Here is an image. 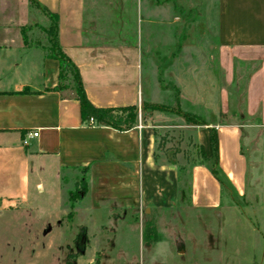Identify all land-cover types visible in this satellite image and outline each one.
Wrapping results in <instances>:
<instances>
[{
  "label": "crops",
  "instance_id": "obj_1",
  "mask_svg": "<svg viewBox=\"0 0 264 264\" xmlns=\"http://www.w3.org/2000/svg\"><path fill=\"white\" fill-rule=\"evenodd\" d=\"M34 1L31 7L27 0H15L14 25L30 31L25 41L0 33L6 43L0 53V211L41 194L56 195L66 182L63 173L75 177L83 172L86 207L94 224L102 226L101 221L112 216L145 218L155 211L177 212L182 207L178 167L164 157L155 162L154 131L189 132L210 158L209 129L214 128L216 166L223 183L211 173L213 160L197 162L191 170L188 208L205 211L207 219H220L223 236L238 234L237 227L253 228L249 221L253 219L264 243V0ZM43 9L57 19L58 47L77 68L88 101L96 108L137 106L132 128L119 131L82 121L73 90L60 84L58 60L43 43L49 23ZM102 11L106 14L101 17ZM196 13L205 30L201 37L191 31L204 49L196 50L195 56L217 59L223 83L219 89L213 85L202 89L193 79L189 97L180 94L177 101L191 107L212 105L217 89L221 111H228L231 61L238 60L237 68L248 78L245 104L250 115L219 118L202 126L174 117L180 122L162 125L165 116H145L141 111L145 45L159 41L161 50L169 51L177 38L157 29L183 26L182 14L191 15L193 29ZM33 45L40 63L24 68L25 60L15 54ZM175 46L178 52L180 45ZM35 131L37 138L23 145L26 134ZM252 151L258 153L257 163L246 155ZM256 168L259 173L252 176ZM252 188L257 189L256 205L237 207L236 201H245ZM138 244L141 248L140 238ZM223 246L222 259L230 264L231 248ZM262 248L252 264H264Z\"/></svg>",
  "mask_w": 264,
  "mask_h": 264
},
{
  "label": "rangeland",
  "instance_id": "obj_2",
  "mask_svg": "<svg viewBox=\"0 0 264 264\" xmlns=\"http://www.w3.org/2000/svg\"><path fill=\"white\" fill-rule=\"evenodd\" d=\"M15 13V0H0L1 36L6 35L12 39L16 37L18 41L21 36L25 41V34L30 31L19 30L14 25ZM99 13L101 17L106 14L105 11ZM183 15V26L165 31L157 29L161 35L167 32L177 38L175 45H180L178 52L174 43L167 52L166 49L161 50L163 44L159 41L145 45L141 76L145 103L164 106L172 112L191 113L199 116L204 125L228 116L236 117L235 120L240 115L249 116V108L245 104L248 78L246 73L241 74L237 68L238 60L231 61L230 86L227 90L229 106L228 111L223 113L216 94L223 83L218 60L197 58L194 53L198 49L204 50L201 49L202 43L196 37H191V31L193 36L203 35L205 28L202 20L196 13L194 22L197 25L192 29L191 15ZM45 17L49 23L46 26L47 42L43 43L48 50L51 48L53 33L52 18ZM4 48L6 43L0 37V53H3ZM15 57L25 60L24 68L40 63V53L34 45L18 50ZM62 76L61 86L73 84L70 68L65 67ZM193 79L202 89L206 85L208 88L211 85L217 88L214 89L213 100L210 102L212 105L191 107L184 101H180L181 104L177 101L180 94L189 97ZM201 94L205 95L206 91L203 90ZM151 114L155 117L165 116L162 125L170 126L180 122L172 114ZM159 133L160 136H166L168 141L164 144V149L177 150L176 158L181 163L185 162L182 159L184 156L191 158L195 152L197 154L198 144L189 132L178 133L176 129L174 132L160 130ZM188 138L192 144H189ZM160 153L163 158V147ZM246 155H249L248 159L258 161L257 152L252 151ZM258 173L256 168L252 176H257ZM63 176L66 182H63L56 195L41 194L29 199L24 205L0 211V264H226L227 260L222 259L224 244L231 248L230 258L234 261L230 260V264H252V258L257 257L259 249L264 247L253 219L249 220L253 228L247 227L245 230L237 227L238 234L223 236L219 232L221 220L207 219L205 211L189 209L188 198H184L183 193L179 201L182 207L177 212L155 211L145 218L131 215L121 219L112 216L102 220L101 222H105L102 226L94 224L86 207L83 172L75 177L74 173L65 172ZM185 187L186 191L187 185ZM251 190L252 193H247L246 202L236 201L237 207L256 205L253 197L257 189Z\"/></svg>",
  "mask_w": 264,
  "mask_h": 264
},
{
  "label": "trees",
  "instance_id": "obj_3",
  "mask_svg": "<svg viewBox=\"0 0 264 264\" xmlns=\"http://www.w3.org/2000/svg\"><path fill=\"white\" fill-rule=\"evenodd\" d=\"M31 6H34L36 2L34 0H27ZM44 14L47 17L52 18V36H51V52L52 57L59 62L60 72H59V79H62V71L64 68H70L71 72L73 73L72 80L73 84L69 85V87L73 90L75 94V98L79 102L80 106V116L83 122H88L89 119L94 121L95 125H102L111 127L113 129L123 131L132 128L136 121L138 115V108L137 106H127L122 108H96L94 107L86 98L84 89L81 85L79 73L77 68L71 63V61L61 52L57 44V35H56V26H57V19L55 16L47 12L43 9ZM63 65V66H62ZM66 86V85H65ZM60 85L56 86L55 89H60ZM21 93H26V90H23ZM142 114L152 115L151 113L158 112V113H168L175 115L177 117H181L185 124L187 125H196L202 126L203 120L196 115L191 113H184V112H172L171 110L165 108L164 106L153 105L149 103H143L141 106ZM124 116H123V115ZM179 133V132H178ZM181 133V132H180ZM167 135V132L165 133ZM181 135V134H180ZM180 139V138H179ZM154 141H155V150H154V159L155 162L158 163L161 160L160 152L162 151L163 147V159L167 163H172L177 165L178 167V182H179V192L184 194V198H189L190 196V177H191V170L193 165H195L199 161H207L213 160V167L211 168V173L221 182V176H219V169L217 168L216 164L218 161V135L217 131L214 128L209 129V143H210V150L211 156L207 158L205 156L203 147L198 145L197 154L196 152L193 154L191 158H187L184 156L185 162L181 163L177 158L176 154L178 153L177 150L171 149H164V144L168 141L166 140V136H160L159 131H154ZM189 144L191 143L190 138H188ZM161 148V149H160ZM161 157V158H160ZM84 186V192H86V183L82 180ZM187 185V190L185 191V186ZM183 197V196H182Z\"/></svg>",
  "mask_w": 264,
  "mask_h": 264
},
{
  "label": "built area",
  "instance_id": "obj_4",
  "mask_svg": "<svg viewBox=\"0 0 264 264\" xmlns=\"http://www.w3.org/2000/svg\"><path fill=\"white\" fill-rule=\"evenodd\" d=\"M87 124L89 126L95 125L94 121L92 119H89ZM37 136H38V132L37 131L27 133L25 138L22 140V144L23 145H27L31 139L37 138Z\"/></svg>",
  "mask_w": 264,
  "mask_h": 264
}]
</instances>
